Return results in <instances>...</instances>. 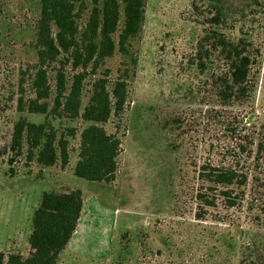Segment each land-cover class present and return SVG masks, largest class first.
Returning <instances> with one entry per match:
<instances>
[{
	"label": "rangeland",
	"instance_id": "obj_1",
	"mask_svg": "<svg viewBox=\"0 0 264 264\" xmlns=\"http://www.w3.org/2000/svg\"><path fill=\"white\" fill-rule=\"evenodd\" d=\"M145 4L146 20L129 54L117 53L84 82L83 108L96 79H107L109 86L120 77L128 81L123 114L105 125L122 141L119 169L113 183L100 185L74 179L69 168L46 170L29 161L25 140L22 150L12 149L22 118L49 121L75 151L80 141L70 131L79 133L88 125L19 111L20 100L25 105L34 97L40 0H0L1 253L26 252L42 194L76 189L77 181L87 188L73 241L81 245L66 254L65 264H239L247 248L264 243V158L257 153L264 134V0ZM212 6L224 11L226 32L242 29L263 49L249 96L231 105L221 104L215 94L217 56L210 52L211 70L204 74L194 61ZM88 16L85 12L79 19L81 27ZM64 63L61 58L48 68L53 92L58 72L68 79L74 73ZM207 165L232 167L239 178L246 177L245 186L233 188L235 207L202 179Z\"/></svg>",
	"mask_w": 264,
	"mask_h": 264
},
{
	"label": "trees",
	"instance_id": "obj_2",
	"mask_svg": "<svg viewBox=\"0 0 264 264\" xmlns=\"http://www.w3.org/2000/svg\"><path fill=\"white\" fill-rule=\"evenodd\" d=\"M192 10L200 16L197 4H192ZM85 12H89L88 20L81 27L79 19ZM207 13L210 18L198 44L194 59L196 69L206 73L211 68L210 52L217 56L212 62L213 87L220 103L231 105L249 96L252 74L255 68L260 70L261 67L262 45L242 29L234 27L226 32L222 8L212 6V11ZM145 20V0H40V17L35 26L34 97L25 105L20 100L19 111L79 120L88 126L79 133L70 131L69 136L80 141L75 151L69 149L68 141L58 136L49 121L35 124L22 118L14 129L12 149L22 150L25 140L28 160L44 169L60 166L63 171L71 169L81 180L113 183L119 169L122 141L117 134L109 133L105 125L125 110L127 77L118 78L111 86L107 79H96L89 102L83 108L84 82L89 74L95 76L117 53L129 54L131 41L141 34ZM61 58L65 61L63 66H70L74 73L68 79L65 72H58L53 92L48 68ZM257 153L264 158V134ZM201 175L206 183L223 194L227 206H236L237 200L231 197L233 188L245 186L246 177L239 178L235 168L211 165L202 167ZM199 197L204 205L211 206L205 195ZM83 206V192L79 189L44 192L33 216L26 253L0 252V264H59L77 230ZM249 250L254 251L250 253ZM239 264H264V243L247 248Z\"/></svg>",
	"mask_w": 264,
	"mask_h": 264
},
{
	"label": "crops",
	"instance_id": "obj_3",
	"mask_svg": "<svg viewBox=\"0 0 264 264\" xmlns=\"http://www.w3.org/2000/svg\"><path fill=\"white\" fill-rule=\"evenodd\" d=\"M46 169V168H45ZM50 169H53V168H49V170ZM47 170V169H46ZM63 171V170H62ZM69 171H70V173L72 174V176H73V178L75 179V176L73 175V172H72V170L71 169H69ZM88 182V181H87ZM91 183H93V182H91ZM97 184H99V183H97ZM77 185H79V187L77 186V188L76 189H79V190H81L82 192H83V201H84V205H85V189H87V188H84V186H80L81 185V183H79V181H77ZM101 185V184H100ZM83 188V189H82ZM72 190H74V189H72ZM84 207L85 206H83V211H82V215H81V218H80V221H81V219H82V216H83V212H84ZM80 221H79V223H78V227H79V224H80ZM78 227H77V229H78ZM76 232H77V230H76ZM76 232H75V234H76ZM75 234H74V236H73V238H72V240L70 241V243H69V245L67 246V248H66V250L62 253V255H61V257H60V261H59V264H65V262H66V258H67V253L70 251L71 252V254H73L76 250H78V248L80 247V245H79V243H75V245H74V243H73V241H74V237H75ZM9 253V252H8ZM24 253H26V252H24ZM24 253H22V254H24ZM6 254V253H5Z\"/></svg>",
	"mask_w": 264,
	"mask_h": 264
}]
</instances>
